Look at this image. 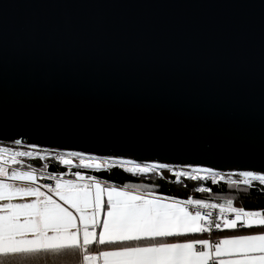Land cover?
<instances>
[{"label":"snow or ice","instance_id":"6c2138e0","mask_svg":"<svg viewBox=\"0 0 264 264\" xmlns=\"http://www.w3.org/2000/svg\"><path fill=\"white\" fill-rule=\"evenodd\" d=\"M8 7L0 6V264H264V207L236 206L235 195L206 186L264 194V23L253 104L243 62L157 80L83 45L70 15L46 34L32 25L10 52ZM116 169L185 178L208 198L98 175Z\"/></svg>","mask_w":264,"mask_h":264},{"label":"water","instance_id":"95a60500","mask_svg":"<svg viewBox=\"0 0 264 264\" xmlns=\"http://www.w3.org/2000/svg\"><path fill=\"white\" fill-rule=\"evenodd\" d=\"M5 3L10 52L32 25L46 34L70 15L83 45L109 62L123 58L131 69H151L157 80L243 62L242 90L251 89L250 101L258 104L264 0H0Z\"/></svg>","mask_w":264,"mask_h":264},{"label":"trees","instance_id":"16d2710c","mask_svg":"<svg viewBox=\"0 0 264 264\" xmlns=\"http://www.w3.org/2000/svg\"><path fill=\"white\" fill-rule=\"evenodd\" d=\"M98 175L114 180L118 184L121 182H143L151 183L155 182L160 185V190L167 195H174L179 198H186L188 195H193L196 198H208L207 194L195 193L193 191L194 186L197 182L187 181L185 178H181V184H176L175 178L171 177L170 174L165 173V180L154 179V181H149L147 178L144 180H139L137 178H127V174L122 173L120 170H113L111 175L106 173H99ZM213 188V192L217 195H235L236 206H244L246 209L264 207V194L258 193L253 189L251 192L241 191L239 193H234L231 189L227 187L224 182L219 185L206 184ZM258 187V186H257Z\"/></svg>","mask_w":264,"mask_h":264},{"label":"bare ground","instance_id":"6f19581e","mask_svg":"<svg viewBox=\"0 0 264 264\" xmlns=\"http://www.w3.org/2000/svg\"><path fill=\"white\" fill-rule=\"evenodd\" d=\"M225 173H228V172L225 171Z\"/></svg>","mask_w":264,"mask_h":264}]
</instances>
